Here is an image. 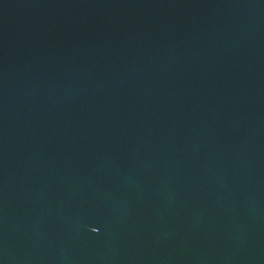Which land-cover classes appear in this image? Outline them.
Instances as JSON below:
<instances>
[{"label":"water","instance_id":"obj_1","mask_svg":"<svg viewBox=\"0 0 264 264\" xmlns=\"http://www.w3.org/2000/svg\"><path fill=\"white\" fill-rule=\"evenodd\" d=\"M0 264H264V0H0Z\"/></svg>","mask_w":264,"mask_h":264}]
</instances>
